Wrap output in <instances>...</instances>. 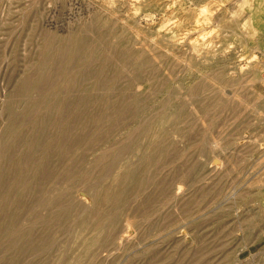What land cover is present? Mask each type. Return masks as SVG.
<instances>
[{
  "label": "rangeland",
  "instance_id": "1",
  "mask_svg": "<svg viewBox=\"0 0 264 264\" xmlns=\"http://www.w3.org/2000/svg\"><path fill=\"white\" fill-rule=\"evenodd\" d=\"M243 2L0 0V264H264V22L252 34ZM223 43L211 65L186 53ZM227 54L259 68L229 92L207 76Z\"/></svg>",
  "mask_w": 264,
  "mask_h": 264
},
{
  "label": "bare ground",
  "instance_id": "2",
  "mask_svg": "<svg viewBox=\"0 0 264 264\" xmlns=\"http://www.w3.org/2000/svg\"><path fill=\"white\" fill-rule=\"evenodd\" d=\"M137 1L139 3H144V4H147V2H148V0H137ZM242 7H245V8L250 10V12L248 13V16H246V19H245L246 21H248L250 23V27L252 29L250 32L252 34H255L256 32H259V26L262 27L261 25L264 22V0H244V2L242 3ZM242 10H243V8H242ZM101 11L104 14V16H106V19H103V21H101L102 17L100 16L99 21L102 22V23H105L106 21H109V22H113L112 24L115 25V22L112 20V18H114V10L111 9V8L110 9L103 8V9H101ZM148 16H150V14H146V18L145 19H149ZM99 24H101V23H99ZM119 24L121 26V30L119 31V39H121V41L122 40L125 41L126 44L131 46V50H132L133 56H135L138 59H140L143 65H148V59H147V56H146V52L151 50L150 49L151 45H149L146 42H142V41H138L137 40V35L139 34L138 27L136 26L137 23L134 20H130V19H125L124 18V19H119ZM253 28H256V30H253ZM172 36L174 37L175 35H172ZM185 38H186V36H185ZM182 39H183V37H182ZM138 43H141V44L136 46V44H138ZM157 46H158V44H157ZM183 46H184L183 45V41L181 39L179 40L177 38V39L171 40L170 43H169L170 54L174 55V57H175V55L177 56L178 53L183 49ZM227 48H228V45L223 43V44L219 45V48H215V46L213 48H210V47L207 46V47H204V49L202 50L197 44H192V45H189L186 48V53L188 55L190 54V55L196 56V58H198L200 60V62H202L204 64L211 65L213 62L215 63L214 58H215V56L217 54L220 53V50H222L223 52L226 53V49ZM190 55H189V57H190ZM232 57H233V55H228V54L224 55V57H222V59H220V60H223L222 64L219 66L218 69H216L214 71V74L213 73H211V74L210 73H208V74L205 73V74H207V76L209 78L216 80V82H218L220 84L222 90L225 91V92H227V91L229 92V90H224V87L227 85L228 82H230V79H229L230 76H237L239 78H246V79L252 80L253 77H255L257 75L258 69H259L258 68V64L256 62V57H252L251 59L246 60V62H248L246 64V66H244L241 61L236 63L235 65H233L232 68H233L234 71L230 72L229 70H230L231 66H229V62L232 59ZM193 58H195V57H193ZM241 59H242V57H241ZM163 61H160V63L162 62L163 65H164L163 68L166 69L167 66L165 65V63ZM185 61H186V64L188 66L189 65L191 66V63H190V61H188V59L185 60ZM220 63L221 62L219 61V64ZM181 69L184 70L183 68H181ZM163 72H165V71H163ZM192 75H194V74H192ZM171 77H173V76H171ZM149 78H150V73H146V74H143V75H137V77L133 78L130 81V83H129V87L131 88L132 93L134 95H136V96H141L145 92V90H147V88H148L147 86H145L146 83L144 84V81L148 82L147 80ZM185 78L187 79L189 77H185ZM173 80L177 81V79L175 77H173ZM160 82L162 83L161 79H160ZM170 82H171V80H170ZM210 88L211 87H208V84L205 83L204 81H198L197 84L192 85L190 87V92L192 94L198 95V97H199L201 94L205 93V91H209L210 92L211 91ZM195 99L198 100L197 98H195ZM163 107H164L165 116L171 115L173 117H177L176 120H178L181 116L182 117L185 116V111H184L185 108L178 107L177 105H172L170 102H168V100H167V102H165V105ZM161 120L163 121V120H165V118H162ZM163 133H164V131L158 129V130L153 131L152 135L159 142H161L162 146L168 147V146H170L172 144V141H170L168 139V135H165L164 137H162ZM128 165H129L128 161H124L121 164V166L125 167V169H126V167ZM216 169H217V167H216ZM120 177H121V174H114V175L112 174V178L115 179V181H119ZM98 189H100V188H98ZM81 196H82V194H79V198H81ZM94 217L95 216H93V218ZM93 238H94V233H93Z\"/></svg>",
  "mask_w": 264,
  "mask_h": 264
},
{
  "label": "water",
  "instance_id": "3",
  "mask_svg": "<svg viewBox=\"0 0 264 264\" xmlns=\"http://www.w3.org/2000/svg\"><path fill=\"white\" fill-rule=\"evenodd\" d=\"M214 162H219V159L215 158V159H214Z\"/></svg>",
  "mask_w": 264,
  "mask_h": 264
}]
</instances>
